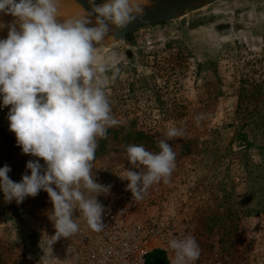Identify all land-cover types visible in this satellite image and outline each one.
<instances>
[{
  "label": "rangeland",
  "instance_id": "rangeland-1",
  "mask_svg": "<svg viewBox=\"0 0 264 264\" xmlns=\"http://www.w3.org/2000/svg\"><path fill=\"white\" fill-rule=\"evenodd\" d=\"M0 29L6 38L7 27ZM103 42L102 55L116 44L120 69L114 81L111 72L104 75L120 123L98 140L93 161L96 182L112 186L97 197L103 222L165 215L191 226L201 249L198 264H264V0H218L118 43L109 35ZM9 108L0 106V167L8 165L9 178L19 182L30 174L27 161L44 162L16 144ZM198 114L204 116L199 123ZM170 126L184 130L169 141L175 170L167 183L132 201L119 175L145 169L132 168L125 146L159 152L157 141ZM52 207L44 190L19 204L0 192V264H84L83 236L95 231L74 212L79 231L57 240L50 254Z\"/></svg>",
  "mask_w": 264,
  "mask_h": 264
},
{
  "label": "clouds",
  "instance_id": "clouds-1",
  "mask_svg": "<svg viewBox=\"0 0 264 264\" xmlns=\"http://www.w3.org/2000/svg\"><path fill=\"white\" fill-rule=\"evenodd\" d=\"M86 14L61 21L57 0H0V13L14 21L7 37L0 39V106H10L9 130L23 154L41 158L26 162L30 174L19 182L8 176V165L0 167V192L6 202L22 203L47 192L52 204L55 232L48 236V251L61 238L79 231L74 212H80L91 230L104 229L105 207L99 195H109L110 184L96 182L93 161L99 139L117 126L105 92L119 75L116 44L101 54V45L109 32L124 30L144 15L131 0H87ZM94 17V22H93ZM204 118L198 114L199 123ZM184 130L170 126L157 141L159 152L143 145H127V161L119 178L128 181L126 190L139 202L147 190L163 180L167 183L176 167V153L169 141L182 138ZM85 192L88 195H85ZM167 248L174 253L171 264H195L201 249L194 236L173 237Z\"/></svg>",
  "mask_w": 264,
  "mask_h": 264
},
{
  "label": "built area",
  "instance_id": "built-area-1",
  "mask_svg": "<svg viewBox=\"0 0 264 264\" xmlns=\"http://www.w3.org/2000/svg\"><path fill=\"white\" fill-rule=\"evenodd\" d=\"M104 223L102 231L83 236L84 264H145L146 255L154 250L164 251L172 260L168 240L192 234L190 225L165 215L133 222L111 218Z\"/></svg>",
  "mask_w": 264,
  "mask_h": 264
},
{
  "label": "water",
  "instance_id": "water-1",
  "mask_svg": "<svg viewBox=\"0 0 264 264\" xmlns=\"http://www.w3.org/2000/svg\"><path fill=\"white\" fill-rule=\"evenodd\" d=\"M82 9L88 10L87 0H74ZM218 0H144L139 6L143 9L144 15L134 23L128 25L124 30L109 32L108 35L118 43L127 34L153 27L158 24L169 22L184 17L185 15L200 10ZM94 18V17H93ZM105 42L101 45L103 47Z\"/></svg>",
  "mask_w": 264,
  "mask_h": 264
},
{
  "label": "bare ground",
  "instance_id": "bare-ground-1",
  "mask_svg": "<svg viewBox=\"0 0 264 264\" xmlns=\"http://www.w3.org/2000/svg\"><path fill=\"white\" fill-rule=\"evenodd\" d=\"M131 2L133 5L139 6L144 2V0H131ZM57 5H58V13H57L58 18L61 21L86 14V12L82 9V7L79 6L74 0H57ZM13 21H14V17H12L10 14L4 15L3 18L0 19V22H3L5 25ZM93 22H94V18H93Z\"/></svg>",
  "mask_w": 264,
  "mask_h": 264
},
{
  "label": "trees",
  "instance_id": "trees-1",
  "mask_svg": "<svg viewBox=\"0 0 264 264\" xmlns=\"http://www.w3.org/2000/svg\"><path fill=\"white\" fill-rule=\"evenodd\" d=\"M237 135L242 138V141L244 140L243 144H247L246 134L242 130ZM145 264H167V259L162 251L154 250L146 255Z\"/></svg>",
  "mask_w": 264,
  "mask_h": 264
}]
</instances>
